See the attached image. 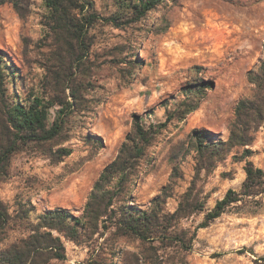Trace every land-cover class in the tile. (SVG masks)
Wrapping results in <instances>:
<instances>
[{
  "label": "rangeland",
  "instance_id": "374dc122",
  "mask_svg": "<svg viewBox=\"0 0 264 264\" xmlns=\"http://www.w3.org/2000/svg\"><path fill=\"white\" fill-rule=\"evenodd\" d=\"M135 1L91 0L92 11L117 16L120 24L98 20L87 51L66 67L55 52L68 55L70 46L59 43L43 0H33L24 18L12 4H0V48L16 75L6 79L10 100L37 93L73 101L72 86L81 97L60 138L28 141L12 155L0 182L10 215L0 249L29 235L48 210L80 216L138 115L147 127L163 126L141 160L128 203L156 206L161 227L187 241L196 233L192 247L144 242L108 222L79 242L60 234L67 249L60 264H264V193L255 198L263 202L243 199L197 230L229 189L241 190L248 160L264 168V123L246 127L236 113L241 100L255 95L249 72L264 60V0H162L143 15L126 7ZM189 87L200 102L184 112ZM235 124L246 144L229 142ZM61 147L72 153L58 161L53 153ZM182 200L204 209L175 216Z\"/></svg>",
  "mask_w": 264,
  "mask_h": 264
},
{
  "label": "trees",
  "instance_id": "16d2710c",
  "mask_svg": "<svg viewBox=\"0 0 264 264\" xmlns=\"http://www.w3.org/2000/svg\"><path fill=\"white\" fill-rule=\"evenodd\" d=\"M161 1L136 0L133 4L126 3V7L143 15ZM6 3L12 4L24 18L33 0H0V4ZM43 5L48 11L50 26L57 33L59 43L61 41L64 45L67 43L70 46L68 55L62 51L55 52L56 57L65 64L64 67L67 59L78 60L87 51L89 28L98 20L120 24L117 16L102 17L92 11L91 0H43ZM6 56L7 53L0 48V182L8 174L11 157L21 144L28 141L47 143L60 138L63 135L66 117L79 108L81 102V97L73 86L71 87L73 101L68 98L63 99L61 95L46 99L37 93L30 94L23 100L18 98L11 101L7 93L6 79L10 74L16 75L10 70ZM249 80L255 85V95L241 100L236 110L237 118L243 120V125L246 127L252 123L255 125L264 123V60L257 69L249 72ZM200 90L204 91L205 88ZM191 95L196 96L197 92L189 87L182 102L184 112L195 109L200 102V99H196L195 102ZM55 107L57 113L54 117L51 111ZM173 118V115L168 117L169 120ZM161 126L163 125L152 124L147 127L142 122V117L136 115L132 131L128 134L116 159L105 167L96 181L82 214L78 216L63 208L44 212L32 225L29 235L0 249V264H60L67 259V249L62 234L68 239L79 242L81 236L98 232L101 225L107 226L108 222L116 225L121 233L135 235L144 242L172 241L184 248H191L196 233L188 239L189 241L185 235L170 233V226L161 227L159 224V210L156 206L142 209L131 206L127 200L135 178L140 172L141 160ZM239 139L238 127L235 124L229 142L246 144V140L240 142ZM199 144L201 146L199 148L202 149L204 144ZM246 152L250 151L246 150ZM71 153L72 148L61 147L53 155L57 156L59 161ZM245 171L246 179L241 190L229 189L226 195L217 201L215 207L207 211L205 220L197 230L207 227L231 205L243 199L253 198L256 202H263V199L255 198L264 193V168L248 160ZM191 207L192 210L204 209L202 203L182 200L174 215L183 217ZM9 222L8 209L0 199V232L5 230ZM54 231L59 234H55Z\"/></svg>",
  "mask_w": 264,
  "mask_h": 264
}]
</instances>
